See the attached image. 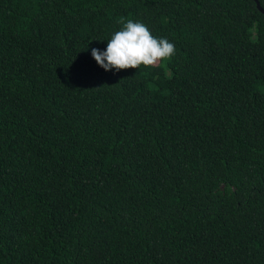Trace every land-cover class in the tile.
I'll list each match as a JSON object with an SVG mask.
<instances>
[{
	"label": "trees",
	"instance_id": "16d2710c",
	"mask_svg": "<svg viewBox=\"0 0 264 264\" xmlns=\"http://www.w3.org/2000/svg\"><path fill=\"white\" fill-rule=\"evenodd\" d=\"M122 19L175 55L105 71ZM0 264H264L255 0H0Z\"/></svg>",
	"mask_w": 264,
	"mask_h": 264
},
{
	"label": "clouds",
	"instance_id": "9594fccd",
	"mask_svg": "<svg viewBox=\"0 0 264 264\" xmlns=\"http://www.w3.org/2000/svg\"><path fill=\"white\" fill-rule=\"evenodd\" d=\"M118 23L122 27L107 40L104 50L91 49L92 58L105 71L155 66L175 55V44L166 38L153 36L145 24L131 19H122Z\"/></svg>",
	"mask_w": 264,
	"mask_h": 264
},
{
	"label": "water",
	"instance_id": "95a60500",
	"mask_svg": "<svg viewBox=\"0 0 264 264\" xmlns=\"http://www.w3.org/2000/svg\"><path fill=\"white\" fill-rule=\"evenodd\" d=\"M255 2H256L257 8L264 13V9L262 7H260L258 1L255 0Z\"/></svg>",
	"mask_w": 264,
	"mask_h": 264
}]
</instances>
